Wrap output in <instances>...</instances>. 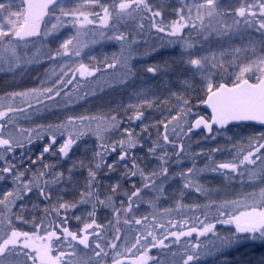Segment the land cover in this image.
Returning a JSON list of instances; mask_svg holds the SVG:
<instances>
[{"label":"snow or ice","instance_id":"1","mask_svg":"<svg viewBox=\"0 0 264 264\" xmlns=\"http://www.w3.org/2000/svg\"><path fill=\"white\" fill-rule=\"evenodd\" d=\"M167 7L162 0H0V73L15 78L29 65H51L43 79L37 76L38 87L0 94V181H10L0 193V264H107L109 258L111 264H165L160 257L168 253L176 264H199L202 256L213 255L224 257L221 264H233L227 257L245 243L264 246V187L259 194L218 203L213 195L221 190L201 183L208 171L229 182L238 177L243 183L246 177L250 186L264 184V131L253 128L236 143L240 133L233 132L226 139L232 145L228 159H215L224 153L221 147L192 151L199 134L215 142L241 122L264 126V0H236L226 7L221 0H177L170 13ZM153 31L161 46H179L178 56L138 68L133 56L142 47L138 38ZM100 40L117 42L121 55L102 62L91 56L86 49ZM158 51L152 44L143 55ZM177 68L185 93L196 83L205 85L202 103L210 117L199 115L179 90H169L163 100L137 92L119 106L122 113L69 115L34 128L19 124L26 114L79 96L109 70L121 73L113 79L127 85L139 72L157 77ZM225 74L231 86L217 85L216 78ZM160 105L167 115L146 122L145 108ZM41 141L33 158L31 146ZM48 157L57 162L45 163ZM26 158L39 167L25 168ZM202 158L206 164L200 168L196 162ZM69 159L65 175L57 168ZM186 160L191 166L174 172ZM142 161H155V167L149 170ZM77 172H86L83 183ZM101 173L119 176L104 185ZM175 183L179 197L160 208ZM186 193L210 202L185 204ZM142 207L150 211L141 214ZM202 208L215 209V215L201 212V219L195 213ZM217 225L228 228L218 232ZM194 233L195 243L182 240ZM173 245L183 252H173ZM152 249L160 255H150ZM236 264H264V252L242 254Z\"/></svg>","mask_w":264,"mask_h":264},{"label":"flooded vegetation","instance_id":"2","mask_svg":"<svg viewBox=\"0 0 264 264\" xmlns=\"http://www.w3.org/2000/svg\"><path fill=\"white\" fill-rule=\"evenodd\" d=\"M163 3L168 5L166 11L171 12L172 7H175L174 0H162ZM140 39V43L142 47L139 49L138 52L133 53V56L135 57L137 61V67L140 68L142 66H147L151 64H163L164 61H170L173 58H175V45H167V46H161L159 40L157 39V36L155 32L150 36H145ZM155 44L156 47L159 49L157 53H153L152 55H143L145 49L149 47L150 45ZM86 51H89V54L91 56H95L98 58L99 61H104L105 57H107L109 60L112 59L113 55L116 56L121 55V48L120 45L115 41H107V40H100L96 44H91L89 49H86ZM85 62L87 61V58H85ZM92 63H96V61H92ZM101 67L103 65L101 64ZM51 65L45 63L43 67H40L38 65H29L25 74L20 76L17 75L15 78L10 73H0V87L2 84H5L8 81L16 80V86L12 85L18 89H26V88H33L38 87L40 85V79H37V76L40 75L41 79H43V73L46 69H50ZM179 72V69L177 68L176 71H167L162 72L160 75L155 77L156 80H153L150 84H147L144 86V82L142 81L143 74L147 76L148 73L139 72L137 74V77L130 81L127 85L119 84L115 79H113V75L119 76L121 73L117 72L115 74H111L110 70L105 72L103 75H101L96 81H93L90 83L87 87H106V88H147L152 90V92L155 94L153 96V99H160L163 100L166 96H168L169 90L171 91H180L183 95H185L187 98L190 99L191 104L195 107V110L199 113V115H203L205 117H210V114L207 110H205L202 106L204 105L202 103L203 99H206V96L204 94L203 88L205 85L196 83L194 85V89H189L188 92L183 91V85L178 81L177 79V73ZM151 75V74H150ZM253 80H255V77H253ZM215 83L218 85L219 83H227L229 86H231L232 80L225 74L223 76H218L215 80ZM164 105L160 106H154L152 108V111H160ZM146 116L148 114L146 113ZM126 126L128 124L126 123ZM253 128L258 133L260 131H264V127L255 125V124H240L238 128H233L232 132L227 133L225 136L217 137L216 141L213 142L212 140H204L202 139V136L204 134H199L197 136H194L193 138L199 137L198 140L200 142V147H204L205 149L214 148V147H221L225 149L223 154H216L215 159L216 160H222V159H228L230 158L228 156V149L231 148V144L226 143L227 137L232 136L233 132L240 133V135L236 136L235 139L232 141V143H236L239 141L241 137L247 138L248 135H250L253 131ZM140 130L138 126V131ZM155 138V137H154ZM200 149V148H199ZM200 165H205L206 161L202 158L199 160ZM174 170V168H173ZM209 176L208 179L210 180L207 184L204 186L209 189H220V195L219 197H216L215 194L213 195V199H216L217 202H222L224 199H242L245 194L256 192L259 194L260 188L264 187V184H260L259 181L256 182L255 187L250 186L249 182L247 181V178L245 177L244 182L241 183L240 179L237 177L235 180L229 182L225 181L223 177L218 176L216 174H213L211 172H208ZM227 184L228 187L225 189L224 185ZM170 192L173 194L174 189H169ZM193 196L194 203L195 204H208L210 201L208 199H205L204 197L197 198L196 194H185L183 197V202L185 204L191 205L190 197ZM174 201L173 196L171 197L169 201V207L172 206ZM200 212H216L215 209H206L202 208ZM217 227L221 230V232H225L228 228L226 225H217ZM264 248V246H261ZM241 249L247 248V243L245 245H242L240 247Z\"/></svg>","mask_w":264,"mask_h":264},{"label":"rangeland","instance_id":"3","mask_svg":"<svg viewBox=\"0 0 264 264\" xmlns=\"http://www.w3.org/2000/svg\"><path fill=\"white\" fill-rule=\"evenodd\" d=\"M236 0H221L222 6H227L228 4H235ZM16 3H19V0H16ZM175 6H177V0H174ZM180 49L179 46L175 45V57L178 56ZM146 73V72H144ZM153 80H156L155 77H152L150 74H147V76H145V74H143V78L142 81L144 82V86L147 84H150L151 82H153ZM16 80H12V81H8L5 84H2V86L0 87V94H2L3 92H10V91H21L24 90L22 88L18 89L12 85L16 86L15 83ZM28 89V88H26ZM30 89V88H29ZM71 91V90H70ZM140 92L142 94H149V93H153L152 90L147 89L145 87L143 88H106V87H87L85 91H82L79 93V96L73 95L71 100H64L63 102H61L58 105H50L48 108L46 109H41L39 112H32L29 114H26V116L24 117H20L19 118V124L22 127L28 128V127H36L37 125H48V124H55L58 123L61 120H64L67 116L69 115H73V116H79V115H87V116H98L101 113H107L111 110H117L120 111L122 113V109H120V105L124 104L127 105L130 102V99L134 100L135 97V93ZM82 97V98H81ZM150 99H153V96L150 95L149 96ZM17 103H19V101H17ZM162 109L160 111H152L151 109L145 108V112L148 114V121L146 122H153L156 120H160L163 118L164 115H167V113H163L162 115V110L164 108V106L161 107ZM122 118H124L122 116ZM126 119V118H125ZM126 126V123L124 125ZM136 131H138V126L136 127ZM153 132H155V130L153 129ZM155 135H153V139H154ZM199 137L193 138V146H192V151H199L200 149V142L199 144L196 143V141L198 140ZM62 143V141H61ZM42 144L43 141H41L39 144H35L33 146H31V151H30V155L33 156V158H35L36 155H38L39 150H42ZM83 148V145L81 146V149ZM144 152H146V148L143 151H137V156H143ZM17 155H19V151L17 153ZM81 155V152H76L75 155L73 156V159H76L77 157H79ZM45 163H56V158L53 157H48L45 161ZM111 162V161H109ZM72 163V159H69L67 162H61L58 165L57 170H62L65 172V175H67V168L71 165ZM142 165L144 163H148V162H141ZM191 161L190 160H186L184 162L183 166L180 167H176L174 166V172L175 171H179L181 170L182 167L184 166H191ZM197 166L200 168L205 167V165H200L199 160L196 162ZM24 167L28 168L31 167L33 169V171L36 170L37 167H39V165L37 166H32L28 161L27 158L25 159L24 162ZM122 167V166H121ZM155 167V161H152L150 163H148V168L149 170H151V168ZM105 172H107V169H105ZM29 175H31V173H29ZM86 176V172H77L76 173V179H78L81 183H83V177ZM119 173H116L114 176H112L111 178H105L104 174L101 173V182L104 185H108L110 183H114L115 180L118 178ZM209 173L208 171H206L202 177H201V183L203 185L207 184L210 180L208 179ZM126 187L128 185H125ZM10 187V181H0V193H2L4 190L8 189ZM179 187V183H175V184H171V186L168 188V192L170 194V198L164 202L161 203L160 208H168L169 207V201L171 199V197L173 196L174 199L179 197V193L178 192H174L175 189H177ZM169 189H174L173 190V194L170 192ZM192 195V194H190ZM66 198L70 199L71 196H66ZM35 198L33 197V200ZM194 198L193 196L190 197V202L191 204H194ZM28 207L31 208L32 206V201H28ZM41 207H43V205H41ZM81 211H83V209H81ZM141 214H147L148 211H150V209H148L147 207H142L141 208ZM209 215H215V212H207ZM79 214V213H77ZM105 212H101L100 216L101 218H103L105 216ZM188 215H192V213H188ZM195 215H198L201 217V219H203V215L201 214V212H196ZM25 230H28V227L25 226ZM217 231L221 232V230L217 227ZM186 239H190L193 243L196 242L195 240V233L193 234V237L191 238H182V240H186ZM203 239V238H202ZM246 244V243H245ZM244 244V245H245ZM177 248H179L180 252H183V248L180 245H173L172 246V251L175 252L177 250ZM260 249V251H258ZM256 250V252L258 251V253L260 254V252H262L264 250L263 247H259V248H252L251 245L247 244V248H239L237 250H234L230 256L227 257V259H230L232 261L237 262L239 256H241L242 254H244L245 252H252ZM254 253V252H252ZM139 255V254H138ZM150 255L152 256H158L160 255V250L159 249H152L150 252ZM161 260L165 261V264H176V260L173 259L171 253L167 254V257H164L163 255H161ZM127 260H131L134 259L133 257H127ZM221 260L224 259V257L220 258ZM107 264H111V258H109ZM199 264H221V261L218 260L216 258V256H202ZM236 264V263H233Z\"/></svg>","mask_w":264,"mask_h":264},{"label":"trees","instance_id":"4","mask_svg":"<svg viewBox=\"0 0 264 264\" xmlns=\"http://www.w3.org/2000/svg\"><path fill=\"white\" fill-rule=\"evenodd\" d=\"M258 251H260V249H259ZM258 251H257V252H256V250L252 251V252H254V253H252L251 251H250L249 253H248V252H245L243 255H244L245 258H248V257H250V256H252V255H256V256H258V255H259ZM262 252H264V250H263ZM241 256H242V255H241ZM241 256H239L238 261L241 260ZM216 258H217V257H216ZM217 259L220 260V261L222 262V260H221L220 258H217ZM233 263H236V262L233 261Z\"/></svg>","mask_w":264,"mask_h":264},{"label":"water","instance_id":"5","mask_svg":"<svg viewBox=\"0 0 264 264\" xmlns=\"http://www.w3.org/2000/svg\"><path fill=\"white\" fill-rule=\"evenodd\" d=\"M202 107H203L205 110H207V111L209 112L210 116H211V109L207 108L205 104H204ZM240 124H255V125H259V124L256 123V122H241ZM259 126H261V125H259ZM262 127H264V126H262Z\"/></svg>","mask_w":264,"mask_h":264}]
</instances>
